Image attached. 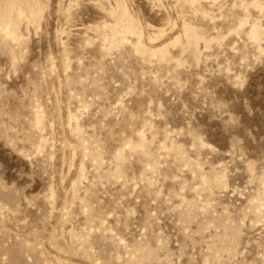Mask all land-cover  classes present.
I'll return each instance as SVG.
<instances>
[{"label":"rangeland","instance_id":"374dc122","mask_svg":"<svg viewBox=\"0 0 264 264\" xmlns=\"http://www.w3.org/2000/svg\"><path fill=\"white\" fill-rule=\"evenodd\" d=\"M0 264H264V0H0Z\"/></svg>","mask_w":264,"mask_h":264}]
</instances>
